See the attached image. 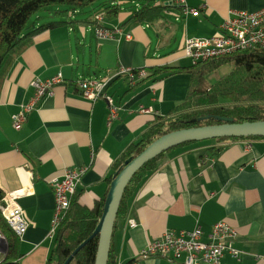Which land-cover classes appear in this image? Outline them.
Instances as JSON below:
<instances>
[{"label":"crops","instance_id":"obj_1","mask_svg":"<svg viewBox=\"0 0 264 264\" xmlns=\"http://www.w3.org/2000/svg\"><path fill=\"white\" fill-rule=\"evenodd\" d=\"M186 2L206 7L199 15H185L179 0H121L119 14L106 13L101 23L121 28L109 38H99L95 31L93 16L104 10L99 1L87 10L57 14L50 20L66 23L38 33L16 59L0 93V188L4 194L24 191L17 201L29 226L22 237L14 233L18 264H47L56 246L63 220L53 230L52 180L63 178L69 169H84L76 193L81 203L93 206L108 194L116 159L155 117L169 114L185 100L188 72L164 75L154 70L192 65L184 50L188 37L219 34L233 10L264 7V0ZM144 5L164 6L163 16L152 22L132 20V12ZM120 68L143 69L147 75L131 82L119 74ZM58 73L65 81L38 101L21 128H15L14 114L35 94L33 80ZM79 78L107 80L104 94L86 98L75 83ZM108 96L118 107L111 123ZM141 107L151 110L141 112ZM218 221L237 230L234 245L241 252L239 257L226 252L222 264H264V138L211 139L167 150L117 217L111 243L115 264H184L139 254L168 229L201 225L206 238Z\"/></svg>","mask_w":264,"mask_h":264},{"label":"trees","instance_id":"obj_2","mask_svg":"<svg viewBox=\"0 0 264 264\" xmlns=\"http://www.w3.org/2000/svg\"><path fill=\"white\" fill-rule=\"evenodd\" d=\"M96 1L101 2L100 5L104 9L99 12L107 13L109 17H116L121 11L117 0H0V93L16 59L33 43L34 37L40 32L55 29L66 23L63 20H51L29 24L34 15L54 5H60L57 14L71 10L76 12ZM164 9L162 5H144L132 12L131 19L137 22H152L163 16ZM97 13L94 14L93 20ZM225 65H230L231 70L216 81L210 82V76ZM179 71H186L191 76L185 100L175 106L169 114L154 118L141 138L130 144L116 159L113 166L115 172L125 165L128 158L138 155L158 137L171 131L219 123L216 116L233 117L235 122L264 120V50L240 51L187 67L156 69L153 73L168 75ZM258 138L264 137H222L213 140ZM194 142L196 141H189L179 146ZM165 152L148 161L133 175L125 189L118 216L127 209L128 199L139 185L158 168ZM113 178H108V181L111 183ZM3 196L4 192L0 188V201ZM106 197L89 207L81 203L80 194L72 195L70 209L61 223L56 246L47 264H64L72 252L93 234L102 215ZM0 228L5 232L10 247L2 264H18L13 252L16 236L1 212ZM98 242V236L92 238L69 264H95ZM108 264H115L112 244Z\"/></svg>","mask_w":264,"mask_h":264},{"label":"built area","instance_id":"obj_3","mask_svg":"<svg viewBox=\"0 0 264 264\" xmlns=\"http://www.w3.org/2000/svg\"><path fill=\"white\" fill-rule=\"evenodd\" d=\"M121 0H117L120 2ZM185 15H199L200 10L206 5L191 7L186 0H179ZM105 13L95 15L98 23L95 31L99 38L113 37L121 32V28H106L101 25ZM130 36V35H128ZM184 50L191 58L192 63L206 61L213 58L231 55L245 50H264V7L256 11L233 10L220 25V33L206 37H188ZM119 74L127 75L131 82L145 78V70L134 71L132 68H120ZM65 78L58 73L51 78L35 79L32 85L35 94L31 100L22 105L20 112L14 114L13 125L19 129L27 118V113L33 110L38 101L45 95L53 93L54 86L64 82ZM82 95L89 99H96L103 95L107 80L99 78H79L75 81ZM110 102L108 122L116 118L118 107ZM151 109L141 107V112H149ZM251 147L250 142H247ZM84 169H69L63 178L52 180L55 191L56 207L53 220V230L59 226L71 206V197L76 193L80 184ZM21 190L6 192L0 201V212L10 228L18 236L22 237L26 232L29 222L19 205L17 199L22 194ZM131 226L136 223L130 220ZM237 230L225 221L216 222L205 238V232L201 225H196L192 230H166L159 238L150 242L139 254L142 258L161 257L170 261L181 260L184 264H222V258L226 252L235 257L240 256V250L235 247L234 240ZM9 241L5 232L0 228V264H2L9 252ZM131 264H138L134 261Z\"/></svg>","mask_w":264,"mask_h":264},{"label":"water","instance_id":"obj_4","mask_svg":"<svg viewBox=\"0 0 264 264\" xmlns=\"http://www.w3.org/2000/svg\"><path fill=\"white\" fill-rule=\"evenodd\" d=\"M216 119L220 122L166 133L154 140L138 155L128 158L125 165L114 174L102 215L93 234L72 252L64 264H69L79 250L95 236L99 237L95 264H108L115 223L125 189L133 175L151 159L189 141L222 137H264V120L235 122L233 117L226 116H216Z\"/></svg>","mask_w":264,"mask_h":264},{"label":"rangeland","instance_id":"obj_5","mask_svg":"<svg viewBox=\"0 0 264 264\" xmlns=\"http://www.w3.org/2000/svg\"><path fill=\"white\" fill-rule=\"evenodd\" d=\"M60 7V5H54V6H50L49 9H44V10H41L39 13H37L36 15H34L30 21L29 24H32V23H36V21L38 19H44V20H48V21H51L50 19L56 17L57 15V9ZM64 7V6H63ZM88 8H86L85 10H87ZM51 16V17H50ZM231 66L230 65H225L221 68H219L216 72H214L209 80L210 82H214L216 81L218 78H220L223 74L229 72L231 70Z\"/></svg>","mask_w":264,"mask_h":264}]
</instances>
